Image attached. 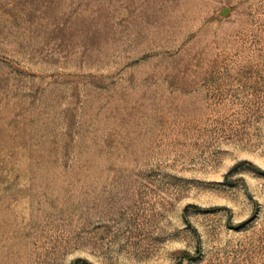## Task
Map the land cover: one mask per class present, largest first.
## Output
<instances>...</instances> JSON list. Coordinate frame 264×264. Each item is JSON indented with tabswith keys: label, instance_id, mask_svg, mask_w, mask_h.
I'll list each match as a JSON object with an SVG mask.
<instances>
[{
	"label": "rangeland",
	"instance_id": "obj_1",
	"mask_svg": "<svg viewBox=\"0 0 264 264\" xmlns=\"http://www.w3.org/2000/svg\"><path fill=\"white\" fill-rule=\"evenodd\" d=\"M0 264H264V0H0Z\"/></svg>",
	"mask_w": 264,
	"mask_h": 264
}]
</instances>
